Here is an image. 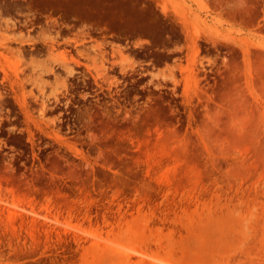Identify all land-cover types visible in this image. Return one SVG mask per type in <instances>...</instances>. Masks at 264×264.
<instances>
[{"label":"rangeland","instance_id":"obj_1","mask_svg":"<svg viewBox=\"0 0 264 264\" xmlns=\"http://www.w3.org/2000/svg\"><path fill=\"white\" fill-rule=\"evenodd\" d=\"M24 4L0 0V264H264V0ZM20 11L119 45L28 55L58 37Z\"/></svg>","mask_w":264,"mask_h":264},{"label":"flooded vegetation","instance_id":"obj_2","mask_svg":"<svg viewBox=\"0 0 264 264\" xmlns=\"http://www.w3.org/2000/svg\"><path fill=\"white\" fill-rule=\"evenodd\" d=\"M26 0H17L20 5H25ZM17 17H14L11 22L17 32L25 35L37 36L44 31L51 36L58 37L54 41L51 39L37 40L28 42L31 46L24 47L23 52L30 55L44 56L54 45H62V48L70 52H78L77 45L81 42H75V37H82V41L86 44L84 47L88 50L94 44L93 41H101L107 47L106 52L113 54L116 47L119 45V35L117 33L105 34L101 28L93 25L77 26L75 23L65 20L60 15L52 16L50 11L48 13L34 12V11H20L16 12ZM27 44V43H23ZM86 50V51H87ZM65 55V54H64Z\"/></svg>","mask_w":264,"mask_h":264},{"label":"bare ground","instance_id":"obj_3","mask_svg":"<svg viewBox=\"0 0 264 264\" xmlns=\"http://www.w3.org/2000/svg\"><path fill=\"white\" fill-rule=\"evenodd\" d=\"M62 56H64V57H65V55H64V54H62ZM55 60H57V59H55Z\"/></svg>","mask_w":264,"mask_h":264}]
</instances>
